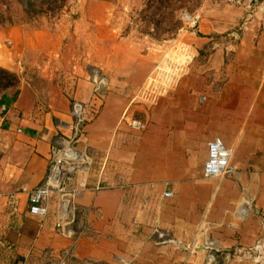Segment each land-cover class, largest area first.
I'll use <instances>...</instances> for the list:
<instances>
[{"label": "crops", "instance_id": "obj_1", "mask_svg": "<svg viewBox=\"0 0 264 264\" xmlns=\"http://www.w3.org/2000/svg\"><path fill=\"white\" fill-rule=\"evenodd\" d=\"M226 1L204 0L200 34L181 35L180 67L128 38L105 44L104 96H93L96 48L85 55L80 20L0 32V71L15 77L7 85L0 77V264H51L69 247L71 264H207L211 238L226 258L264 239V0ZM74 100L90 101L80 148L94 159L65 176L79 192L75 239L56 229L57 193L40 216L22 192L46 179L57 124L72 120ZM132 117L146 128L123 120ZM217 137L232 149L229 171L207 178Z\"/></svg>", "mask_w": 264, "mask_h": 264}, {"label": "rangeland", "instance_id": "obj_2", "mask_svg": "<svg viewBox=\"0 0 264 264\" xmlns=\"http://www.w3.org/2000/svg\"><path fill=\"white\" fill-rule=\"evenodd\" d=\"M227 1L236 3V0ZM203 8L204 0H0V32H11L15 27L19 31L55 28L63 17L71 21L80 20L85 55L90 48H96L97 64L91 66L89 77L93 79L94 72L98 71L108 80L102 64L108 58L104 45L113 41L114 37L128 38V44L144 43L147 49L153 48L162 53L166 63L182 66L188 59V53L181 35L200 34L196 29L197 23H192L185 16L198 18ZM83 62L86 64V60ZM165 74L169 75V79L174 78L171 69ZM0 77L6 79L5 85L15 81L12 74L3 71H0ZM209 225L206 215L197 224L201 229ZM210 240L215 244L206 249L209 250V259L212 258L207 264H236L232 259H246L243 258L244 252L234 249L229 251V261L230 257L226 258L218 240ZM253 256L261 258L248 259L255 264H264V253Z\"/></svg>", "mask_w": 264, "mask_h": 264}, {"label": "built area", "instance_id": "obj_3", "mask_svg": "<svg viewBox=\"0 0 264 264\" xmlns=\"http://www.w3.org/2000/svg\"><path fill=\"white\" fill-rule=\"evenodd\" d=\"M251 6L249 5V8ZM192 23H196L193 17L185 16ZM94 78L90 79L93 86V96H104L108 87V80L98 71L94 72ZM92 75V74H91ZM90 101L83 102L74 100L71 106L72 120L67 123H58V135L53 141L50 150V169L46 179L36 188L23 187L22 192L27 193L29 208L32 215L45 216L48 214L46 201L51 195L57 193L60 202L56 229L66 236L75 239L79 234V227L76 223L75 199L79 194L77 189H68L65 186V176L75 169L88 170L94 159L89 147L80 148V143L87 142L86 126L89 122L88 113ZM133 129H145L146 122L132 117L124 118ZM232 149L227 147L220 138H214L208 144V157L204 164V175L207 178L220 177L229 171ZM166 197L173 195L171 191L164 193ZM3 193L0 192V199ZM9 202L16 207V194H9ZM161 239H165L163 232H158ZM244 252L243 258H254L260 260L261 257L253 256L257 253H264V239L258 240L251 248H240ZM55 252L51 251L52 257ZM73 247L66 248L56 256L57 260L51 264H71Z\"/></svg>", "mask_w": 264, "mask_h": 264}, {"label": "water", "instance_id": "obj_4", "mask_svg": "<svg viewBox=\"0 0 264 264\" xmlns=\"http://www.w3.org/2000/svg\"><path fill=\"white\" fill-rule=\"evenodd\" d=\"M259 1H262V0H252V3H256V2H259ZM195 21L197 22V18L195 19Z\"/></svg>", "mask_w": 264, "mask_h": 264}, {"label": "trees", "instance_id": "obj_5", "mask_svg": "<svg viewBox=\"0 0 264 264\" xmlns=\"http://www.w3.org/2000/svg\"><path fill=\"white\" fill-rule=\"evenodd\" d=\"M26 13H29V11H28V10H26ZM1 71H3V70H1ZM3 72H5V71H3Z\"/></svg>", "mask_w": 264, "mask_h": 264}, {"label": "bare ground", "instance_id": "obj_6", "mask_svg": "<svg viewBox=\"0 0 264 264\" xmlns=\"http://www.w3.org/2000/svg\"><path fill=\"white\" fill-rule=\"evenodd\" d=\"M212 261V260H211Z\"/></svg>", "mask_w": 264, "mask_h": 264}]
</instances>
